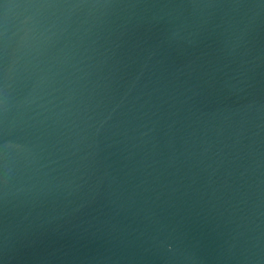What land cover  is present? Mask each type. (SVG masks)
Instances as JSON below:
<instances>
[{"label":"water","instance_id":"1","mask_svg":"<svg viewBox=\"0 0 264 264\" xmlns=\"http://www.w3.org/2000/svg\"><path fill=\"white\" fill-rule=\"evenodd\" d=\"M0 264H264V0H0Z\"/></svg>","mask_w":264,"mask_h":264}]
</instances>
